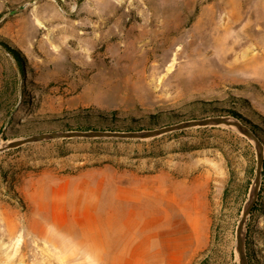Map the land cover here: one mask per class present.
Listing matches in <instances>:
<instances>
[{
    "label": "rangeland",
    "instance_id": "obj_1",
    "mask_svg": "<svg viewBox=\"0 0 264 264\" xmlns=\"http://www.w3.org/2000/svg\"><path fill=\"white\" fill-rule=\"evenodd\" d=\"M4 44L24 55L25 73ZM231 111L264 145V0H0V144ZM203 129L0 152V264H102L76 259L64 237L56 245L31 226L33 180L87 168L103 169L115 189H136L142 211L120 221L115 239L158 247L146 264H239L236 229L256 151L233 131ZM245 244L248 263L264 264V164Z\"/></svg>",
    "mask_w": 264,
    "mask_h": 264
},
{
    "label": "crops",
    "instance_id": "obj_2",
    "mask_svg": "<svg viewBox=\"0 0 264 264\" xmlns=\"http://www.w3.org/2000/svg\"><path fill=\"white\" fill-rule=\"evenodd\" d=\"M111 180L97 168H87L79 174H39L29 190L31 226L36 234L56 245H60L58 238L64 237L61 245L75 246L73 257L83 261L146 264L149 251L158 253V247L153 251L141 243L115 239V227L120 226V221H128L142 211L136 207L137 191L120 183L115 189ZM179 207L183 211L181 204ZM95 235L97 240L81 238Z\"/></svg>",
    "mask_w": 264,
    "mask_h": 264
},
{
    "label": "water",
    "instance_id": "obj_3",
    "mask_svg": "<svg viewBox=\"0 0 264 264\" xmlns=\"http://www.w3.org/2000/svg\"><path fill=\"white\" fill-rule=\"evenodd\" d=\"M206 127H222L233 131L237 134L245 136L255 148L256 151V175L251 184L248 193V198L244 204L242 216L239 220L236 229V251L239 264H249L246 255V225L247 219L254 206L258 196L261 175L264 164V145L261 139L255 132L245 124L241 119L232 115H218L204 118H196L187 121H182L174 124L165 125L154 129H143L133 131H110V130H56L44 133L32 134L25 138H19L11 141H6L0 144V152L16 149L29 143L46 142L51 140L64 139H132V140H147L163 136L168 133L182 131L192 128Z\"/></svg>",
    "mask_w": 264,
    "mask_h": 264
},
{
    "label": "trees",
    "instance_id": "obj_4",
    "mask_svg": "<svg viewBox=\"0 0 264 264\" xmlns=\"http://www.w3.org/2000/svg\"><path fill=\"white\" fill-rule=\"evenodd\" d=\"M5 48L8 50V52L11 54V56L13 57V59L15 60L16 62V65L18 67V70L21 72V73H25V57L24 55L21 53V51L18 49V48H14V47H10L9 45L7 44H4ZM230 115L234 116V117H237L239 119L242 120V117L236 113V112H229ZM72 129V128H71ZM75 129H79V130H93V129H97V128H94L93 126H81V127H77ZM102 129V128H101ZM107 130H116V129H111V128H106ZM139 129H143V127L141 128H138L136 130H139ZM206 129V128H204ZM203 129V130H204ZM129 130H135V129H132V128H129ZM71 139H64L62 140L63 142H68L70 141ZM95 140H103V139H95Z\"/></svg>",
    "mask_w": 264,
    "mask_h": 264
},
{
    "label": "bare ground",
    "instance_id": "obj_5",
    "mask_svg": "<svg viewBox=\"0 0 264 264\" xmlns=\"http://www.w3.org/2000/svg\"><path fill=\"white\" fill-rule=\"evenodd\" d=\"M263 30V29H262ZM259 34V33H258ZM257 35V34H256ZM260 41V40H259ZM259 45V44H258Z\"/></svg>",
    "mask_w": 264,
    "mask_h": 264
}]
</instances>
